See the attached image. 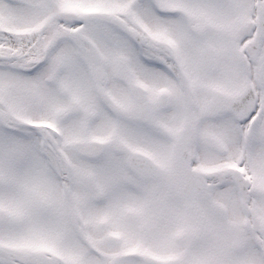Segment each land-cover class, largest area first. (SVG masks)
<instances>
[{
	"label": "snow or ice",
	"instance_id": "1",
	"mask_svg": "<svg viewBox=\"0 0 264 264\" xmlns=\"http://www.w3.org/2000/svg\"><path fill=\"white\" fill-rule=\"evenodd\" d=\"M0 264H264V0H0Z\"/></svg>",
	"mask_w": 264,
	"mask_h": 264
}]
</instances>
